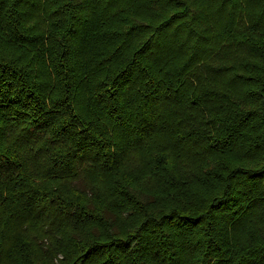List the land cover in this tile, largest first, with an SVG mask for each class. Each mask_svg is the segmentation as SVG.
Instances as JSON below:
<instances>
[{
	"label": "trees",
	"instance_id": "1",
	"mask_svg": "<svg viewBox=\"0 0 264 264\" xmlns=\"http://www.w3.org/2000/svg\"><path fill=\"white\" fill-rule=\"evenodd\" d=\"M0 264H264V0H0Z\"/></svg>",
	"mask_w": 264,
	"mask_h": 264
}]
</instances>
